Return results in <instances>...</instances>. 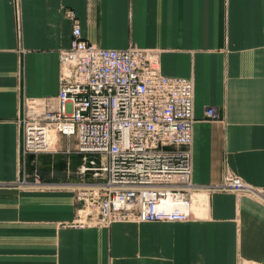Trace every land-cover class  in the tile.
Wrapping results in <instances>:
<instances>
[{"label":"crops","instance_id":"1","mask_svg":"<svg viewBox=\"0 0 264 264\" xmlns=\"http://www.w3.org/2000/svg\"><path fill=\"white\" fill-rule=\"evenodd\" d=\"M75 20L87 42L157 51L164 76L192 79L203 201L187 220L77 228L72 190L20 186L79 180L74 140L23 156L21 124L27 99L58 94ZM227 172L252 195L208 189ZM0 264H264V0H0Z\"/></svg>","mask_w":264,"mask_h":264},{"label":"built area","instance_id":"2","mask_svg":"<svg viewBox=\"0 0 264 264\" xmlns=\"http://www.w3.org/2000/svg\"><path fill=\"white\" fill-rule=\"evenodd\" d=\"M67 15L75 18L73 11ZM60 59L58 94L24 104L22 151L23 156L56 153L59 135L75 141L65 150L81 155L79 180L63 184L77 203L70 226L190 218L201 189L193 182L192 79L164 76L157 51L133 45L103 49L87 42L76 20L71 46ZM206 117L218 119L215 108H207ZM33 183L45 188L39 176ZM246 188L228 172L208 189Z\"/></svg>","mask_w":264,"mask_h":264},{"label":"rangeland","instance_id":"3","mask_svg":"<svg viewBox=\"0 0 264 264\" xmlns=\"http://www.w3.org/2000/svg\"><path fill=\"white\" fill-rule=\"evenodd\" d=\"M73 146H75L73 143H72V148H74ZM58 149V148H57ZM59 150V149H58ZM66 150V149H65ZM228 173V172H227ZM231 173V172H230ZM231 174H233V173H231ZM41 177V176H40ZM39 177V180H40V182L42 183V185L45 187V188H39L38 186H36L33 182H34V180H35V177L33 178V179H30V182H28V184H23L22 185V187H24L25 189H29V188H31V189H33V188H36V189H39V190H44V189H46V190H48V189H51V188H55V187H57L58 189H61V190H65L64 189V186H63V184H56V185H54V184H49V183H45V181H43L42 180V178H40ZM252 190H253V188L251 189V187H250V189L249 188H246L244 191H242V192H234V193H236V194H238V195H243V194H250V195H252ZM228 192H230V191H228ZM227 192V193H228ZM196 193H198V192H196ZM199 194V193H198ZM202 198V199H201ZM196 199H198V202H202L203 201V196H201V197H199V195H197V194H195L194 195V197H193V208H194V205H195V203H197L196 202ZM199 203V204H200ZM197 207H198V205H197ZM196 207V208H197Z\"/></svg>","mask_w":264,"mask_h":264},{"label":"bare ground","instance_id":"4","mask_svg":"<svg viewBox=\"0 0 264 264\" xmlns=\"http://www.w3.org/2000/svg\"><path fill=\"white\" fill-rule=\"evenodd\" d=\"M199 197H201V195H199ZM201 199H202V198H201ZM196 202H197V203H195L194 208H196L197 205H199V203H200V202H198V199H196Z\"/></svg>","mask_w":264,"mask_h":264}]
</instances>
